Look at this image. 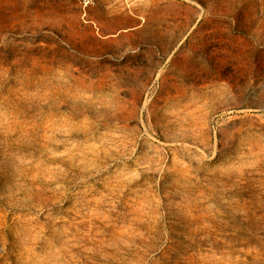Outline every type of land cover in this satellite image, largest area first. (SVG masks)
Returning <instances> with one entry per match:
<instances>
[{
  "label": "rangeland",
  "instance_id": "obj_1",
  "mask_svg": "<svg viewBox=\"0 0 264 264\" xmlns=\"http://www.w3.org/2000/svg\"><path fill=\"white\" fill-rule=\"evenodd\" d=\"M0 264H264V0H0Z\"/></svg>",
  "mask_w": 264,
  "mask_h": 264
},
{
  "label": "water",
  "instance_id": "obj_2",
  "mask_svg": "<svg viewBox=\"0 0 264 264\" xmlns=\"http://www.w3.org/2000/svg\"><path fill=\"white\" fill-rule=\"evenodd\" d=\"M74 11H75V19H76V21L78 22V24L80 26H83L84 27V25L81 22L82 9L80 7H78V6H76V8H75Z\"/></svg>",
  "mask_w": 264,
  "mask_h": 264
},
{
  "label": "trees",
  "instance_id": "obj_3",
  "mask_svg": "<svg viewBox=\"0 0 264 264\" xmlns=\"http://www.w3.org/2000/svg\"><path fill=\"white\" fill-rule=\"evenodd\" d=\"M52 3V2H51ZM61 31H59V33H60ZM64 39H67V36H64Z\"/></svg>",
  "mask_w": 264,
  "mask_h": 264
}]
</instances>
